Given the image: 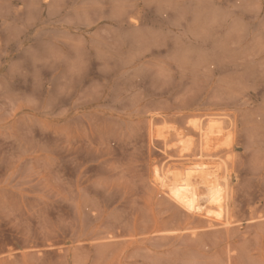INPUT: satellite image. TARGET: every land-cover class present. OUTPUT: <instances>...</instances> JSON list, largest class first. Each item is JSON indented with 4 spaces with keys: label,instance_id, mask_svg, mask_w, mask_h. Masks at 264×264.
Returning <instances> with one entry per match:
<instances>
[{
    "label": "rangeland",
    "instance_id": "rangeland-1",
    "mask_svg": "<svg viewBox=\"0 0 264 264\" xmlns=\"http://www.w3.org/2000/svg\"><path fill=\"white\" fill-rule=\"evenodd\" d=\"M0 264H264V0H0Z\"/></svg>",
    "mask_w": 264,
    "mask_h": 264
},
{
    "label": "bare ground",
    "instance_id": "bare-ground-1",
    "mask_svg": "<svg viewBox=\"0 0 264 264\" xmlns=\"http://www.w3.org/2000/svg\"><path fill=\"white\" fill-rule=\"evenodd\" d=\"M199 133L200 137L205 142H208L211 139L213 140V138H218L222 134V129L218 126H212L206 131L199 129ZM222 136L224 135H221V137ZM221 137L219 138L220 140ZM213 152H206L204 156L212 158L214 156ZM195 157H197V155ZM214 162H211L210 159L208 161L207 158V160L200 159L199 161L191 162V164L187 161L173 163L168 167H163L166 171L165 174L161 175L162 172H159L160 169H156V181L160 183L161 186L167 187L171 197L189 211L201 212L204 210L209 213L207 208H203L204 204H208V207L218 210L216 216L222 217L223 219L225 208H227L225 206L228 187L226 188V179L222 176L223 164H219L221 163L220 160L219 163Z\"/></svg>",
    "mask_w": 264,
    "mask_h": 264
}]
</instances>
